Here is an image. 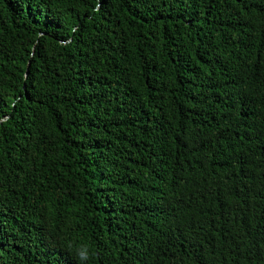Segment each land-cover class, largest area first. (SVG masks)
<instances>
[{"label":"trees","instance_id":"16d2710c","mask_svg":"<svg viewBox=\"0 0 264 264\" xmlns=\"http://www.w3.org/2000/svg\"><path fill=\"white\" fill-rule=\"evenodd\" d=\"M0 264H264V0H0Z\"/></svg>","mask_w":264,"mask_h":264},{"label":"clouds","instance_id":"9594fccd","mask_svg":"<svg viewBox=\"0 0 264 264\" xmlns=\"http://www.w3.org/2000/svg\"><path fill=\"white\" fill-rule=\"evenodd\" d=\"M78 256H79V259H80L81 261H85V260H87V259L89 258V257H88L87 249H84V250L80 251V252L78 253Z\"/></svg>","mask_w":264,"mask_h":264}]
</instances>
